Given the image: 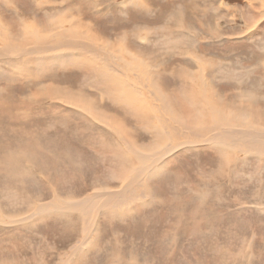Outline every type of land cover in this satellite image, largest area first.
Instances as JSON below:
<instances>
[{"label":"bare ground","instance_id":"obj_1","mask_svg":"<svg viewBox=\"0 0 264 264\" xmlns=\"http://www.w3.org/2000/svg\"><path fill=\"white\" fill-rule=\"evenodd\" d=\"M35 1L28 0L26 5H30L29 2L36 4ZM37 1L36 11H42L46 16L35 20V22L29 21L22 16L19 17L18 24L21 25L19 33L11 34L7 28L6 32L4 30L5 26L0 21V91L6 88L3 81L4 77H8L9 85L7 87L16 93H20L13 97L24 94L27 90L31 92L18 99H12L10 96L8 98H0V179L18 182L24 176L31 175V178H33V174L31 173L33 169L46 175V172L49 171L48 165L59 164L58 156L64 157L63 161L66 162L69 168L79 167L81 173L80 177H75L74 181L66 183L63 186L54 181V183H42L40 181L33 183V186H36L35 189L39 193L36 196V193L34 194V200L32 199L33 197L30 198L28 195L32 200L25 201L24 204H31L33 206L26 213H16L17 209L22 205L21 201L17 200V193L14 196L16 200L4 201L2 199L0 201V226H10L26 221L29 222V225L32 221L41 223V220L45 223L49 222V224L52 220V223L55 221L53 223L55 225H64L60 234L67 237L69 242H73L68 245L66 250L50 255L53 264H86L90 260L94 262L95 257L101 258L100 262L103 264H138L132 258H129L128 261V259H123L116 255L109 257L102 253L105 247L106 249L109 247L107 241L103 240L104 233L102 229L106 227H103L104 222L102 217L106 214H111L118 215L117 219L123 220L129 217L128 214L136 212L137 209L140 210L145 201H148V204H150L154 197L152 183L157 177H161L162 170H165L168 160L172 158L167 157L187 144L191 146L200 144L213 148L217 157L216 161H218L219 168L221 167L220 171L214 170L212 172L213 182L229 183L230 185L232 182L227 181V175L225 174L226 168L229 166L228 164L232 161L229 155H227L229 154L228 150L245 151L247 154L264 157V133L261 135V131L256 132L255 127L246 125V122L243 121L246 119L248 122L247 118L250 119L249 115H251H248L250 110H248V106L244 102L248 100V97L245 99L244 95L240 94L242 96L241 103H238L237 101L240 99H236V101L233 98L234 96L223 97L220 92H214L213 88H210V85L207 84L205 68H200L199 73L201 75L194 74V71H192L193 65L200 67L203 63L208 65L211 69L210 72H213L215 66L213 67L211 59L209 61L205 59V62H196L198 59L205 57L193 56L194 59L192 60L194 62L187 61V65L184 62L181 63V61L177 62L180 59H184L183 56L195 54L192 53L194 50L189 48L191 44L188 47L189 51H179V55L175 54L174 51L169 53L164 52V49L168 48L166 46L169 44L180 49V46L185 42H194V48L201 47L202 50L199 40H194L197 37L192 34L190 35L189 29L184 33H174L172 27H161L164 33L160 34L161 40L158 39L157 41H161L165 45V48L160 50L158 48L159 45L155 46V49L158 48L159 52L169 55H162L161 58L156 60L159 66L158 72L147 65L145 59L140 55L142 54L140 50L134 51L129 46L133 39L131 37L129 38V42H126V45L122 44L119 40L115 42H103V49L106 51L99 50V52L107 55L108 63H105V61L102 63L97 58L98 52L94 45H101L97 42L99 39L98 33L93 32L87 25L81 27L79 24L69 23L67 20V14L72 11L79 12V7L72 8L69 0H61L59 5H57V1L47 0L46 6L43 5L42 0ZM143 1V6L138 5V2L134 0L121 1L119 4L115 1L117 4L114 2L112 5L106 6L104 12L99 10L93 13L92 9L94 7L104 4L100 0H93V7L90 10L93 13V17L97 19L110 16L106 12L111 11V17L113 19L115 17L119 25L122 22L125 25L128 23V20L130 22L134 20L132 22L134 24L137 20L135 19L136 15L140 16L142 20L146 18L148 20L151 16L156 15L154 13L151 15L150 12H157V5L154 7L153 4H158L159 1ZM168 1L170 2V0ZM187 1L189 2L190 0ZM196 1H190V7L187 4L172 12L170 16H166L164 12H159L157 13V15L159 14L158 20L166 19L169 22L173 20L174 23L172 25L175 28H181L184 24L187 26L186 22L189 20L193 25L199 23V28L205 30L207 26L198 17V13L201 10ZM80 2L85 5L88 4L86 0H80ZM201 2L205 4L206 0H201ZM213 3L209 1V5L213 6ZM48 4L49 6H47ZM260 4V8L264 7V1H260ZM54 6H63L64 8L63 10H52ZM129 7L134 9L131 11L134 12V15L136 14L135 17L127 13V11H130ZM65 9L69 11L65 13ZM50 11L51 16L48 14ZM202 12H204L203 16L207 20L208 9L205 8ZM256 15L262 20L264 11L258 12ZM143 27V25L136 26L134 33H137L136 31L140 28L143 29ZM208 30H210L209 26ZM148 38L144 35L139 37L140 40H146V42L149 41ZM172 38H175V40L170 41ZM142 45L145 44H141L140 47ZM116 46H119L118 51L120 54L111 53L116 50ZM93 49L95 52H93ZM109 55L117 59L119 68H124L128 72L133 73L137 81L144 83L145 91L144 89H138L136 85H132L129 81L131 77L118 72L117 66L110 67ZM168 60L172 61V64L166 66L165 62ZM259 62H261V59ZM62 63L66 65L74 63L73 66L77 67L81 72L82 79L80 78L77 84L82 89L73 91L74 86L71 82L63 83L53 79L51 75H47L49 73L45 74L44 71L60 69L58 64L64 67ZM253 69H255L253 73L256 74L260 66H256ZM145 76L150 79L143 80ZM214 76L221 77L222 75L218 73ZM21 81L31 83H20ZM236 83L238 84V81ZM32 84L35 89L28 87ZM88 88L100 94V101L98 98L92 97V94L90 96L88 95L89 93L85 92ZM251 94L249 101L251 100L255 103L257 99L256 97L253 98L254 96L252 97ZM229 98H233L234 100H230ZM45 100L58 101L73 108L74 111L78 109L82 112L80 114H83L81 118L83 124L76 121L77 126H81L80 130L77 132H68L67 130V139H64V144H62L71 148L68 135L72 134L78 140L77 142L82 149L71 148V151L79 152L81 158L84 159V161H80L81 163L79 160H73L72 158L74 157H71L72 154L70 155L69 152V154L62 151L60 153L59 146H56L52 141L45 140L44 137L47 136L45 133L46 136L44 137L35 134V131L31 134L25 127L21 126L22 122L28 121L27 119L34 115H36L34 118L37 119V114L43 116L47 114V112L34 110L32 107H36V105L41 106L40 102L42 103ZM253 106L255 105L251 103L250 109L253 111V114L256 112L257 114H261L258 115L260 118L264 117V107L255 108ZM250 113L252 112L250 111ZM67 114L58 118H52L50 121L52 124L60 122L64 125V123H67L66 120L70 119V114ZM96 123L102 125L101 128L99 126L95 127ZM125 123L129 125V128L125 126ZM94 128L97 130L95 131ZM142 136H147L148 139L143 140ZM177 140H180L181 143L177 144ZM195 148L198 147L195 146ZM76 159L78 158L76 157ZM166 159L168 160L166 161ZM28 166H31V168ZM66 166L62 168H66ZM60 171L58 170L57 172ZM216 176H218L217 179H215ZM230 176L233 175L230 173ZM29 178L27 179L30 180ZM61 180H63L62 177ZM63 181L62 183H64ZM16 184L19 185L20 183ZM58 184L61 187L58 188ZM65 185H71L73 189L69 188L68 190L65 188ZM211 197L209 200L212 203L210 210L215 209L213 207L215 201ZM261 197L262 195H254V199L249 202L255 205L259 203L258 200ZM200 203L204 202L199 198H195V204ZM246 203L248 202L246 201ZM200 213H203V210L197 207L193 211L194 216ZM51 214L58 215L60 218L53 220L54 216ZM237 215L238 217L241 216L240 214ZM223 218H225L223 215H219L217 218L219 226H221ZM59 219L65 222H61ZM202 219L200 222L195 219L197 221L196 227L199 228L210 223ZM243 219L245 222L239 225V229L242 226V231H245V228L250 226L251 232L249 231V233L251 235L247 236V246L250 249L258 242L256 233H258V227L263 220L261 216L258 214L254 215L253 213L246 215ZM180 222H183V224H179ZM39 223H31L32 227H29L30 229L27 231L31 232L32 228ZM185 223L186 219H182V221L174 224L180 229ZM229 230L230 225L227 221L225 232H229ZM192 232L196 234L193 230ZM99 254H103V257ZM252 256L257 257L255 254ZM35 264H48V262L44 259L42 261H35Z\"/></svg>","mask_w":264,"mask_h":264},{"label":"rangeland","instance_id":"obj_2","mask_svg":"<svg viewBox=\"0 0 264 264\" xmlns=\"http://www.w3.org/2000/svg\"><path fill=\"white\" fill-rule=\"evenodd\" d=\"M53 1H57V5H59V3L61 2V0ZM100 1L104 2V4L94 7L92 9L93 13H96L99 10L104 12V8L107 4L112 5L115 1L119 4L121 1L124 2L126 0ZM134 1L138 2V5L143 6V0ZM152 1L154 2L156 0ZM158 1V4H153L154 7H156L157 5V12L151 11V15L153 13L157 15V13L159 12H164L166 16H170L172 12L177 11L187 4L190 7V1L192 0H190L189 2L187 0H170V2L168 0H166L165 2L164 0ZM209 1L212 3L215 1V3H213V6L209 5ZM260 1L264 0H206L205 4L201 2V0H197L196 4L201 10L198 13V17L200 18V20H203V24L207 26L205 30L199 28V23H195L193 25L189 22V20H187L186 22L188 27L184 24L181 28H175V26L172 25L174 23L173 20L170 21L171 23L166 19L158 20L159 14L157 16H151L148 20H146L147 18L142 20L140 19V16L135 14V19H137L136 24H132L134 20H132L131 22L130 20H128V23H126L125 25L123 22L121 23V25H119L116 22L117 20L115 19V17L114 19L111 17V11L106 12L108 15H110L106 18H94L92 15L93 13L90 10V8L93 7V0H86V2H88V6L81 3L80 0H69V3L72 4V8L79 7V12H69L67 14V20L69 23H77L81 27H85V25H87L93 30V32L98 33L99 39L97 42L101 44L99 46L102 49L98 46V44L94 45L98 52L97 58L102 63H104V61L105 63H108L107 55L99 52V50H105L103 49V42H115L119 40L122 44L126 45V42H129L130 37L133 39L130 42L129 46L134 51L140 50V53H142L140 55L143 59H145L147 65L149 67L151 66L154 71L157 72L159 70V66L157 65L156 60L161 58L162 55H169L164 52L169 53L171 51H174L175 54L179 55V51H189V48L197 51H192V53L195 54H188L186 56H183L184 59H180L177 61H181V63L184 62V64L186 65L187 61L194 62L192 60L194 59L193 56H200L201 58L205 57L203 59H198L196 62H205V59L206 61H209L211 59L213 67L215 66V70L213 72H210L211 69L208 67V65L203 63L200 67H195V65H193L192 71H194V74L201 75L199 73L200 68H205L206 79L208 82L207 84L210 85V88H213L212 90H214V92H220L222 95H219L223 97H227L229 95H231V97L234 96L233 98L235 100L240 99L238 101L236 100L238 103H241L242 96H240V94L244 95L245 99L248 97V100L244 102L247 104L248 110L252 112H248V115L251 114L249 115L251 121L249 118H247L248 122L246 121V119L243 121L246 122V125L255 127V129L257 130L256 132L261 131L262 135L264 133V117L260 118L258 115L261 114H257L256 112H254L253 114V111L250 109L251 103L255 105L253 106L255 108L264 107V17L261 18L262 20H260L256 15V13L258 14V12L264 11V7L260 8ZM35 2L37 4L38 1L36 0ZM42 2L43 5L46 6L47 0H42ZM27 3L28 0H0V21H2L3 25L5 26L4 30L6 32V28L10 31L11 34H17L20 32L21 28L19 27L21 25L18 24V22L19 17L21 16L33 22L46 16L44 12H40L38 10L36 11L35 3L31 2L32 6L30 2V5H26ZM47 6H49V4ZM63 8V6H54L52 10H63ZM205 8L208 9L207 20L206 17L203 16L204 12H202ZM129 10L130 11H127V13L130 16L134 15V12L131 11L134 9L132 7H129ZM64 11L66 13L69 10L65 9ZM48 14L49 16H51V11L48 12ZM135 15L133 17H135ZM261 21L262 23H260ZM142 23L144 26V30L140 28L136 31L137 33H134V28ZM163 23H165V25H163ZM253 25L255 26L252 27ZM162 26L167 28L172 27L174 33H184L189 29V31L191 32L190 35L192 34L193 36L197 37L194 40H199V43L202 46V50L201 47L194 48V42H185L186 44L183 43V45L180 46V49L171 46L172 44H169L168 46H166L168 48H165V45L161 41H157L158 39L161 40V37L159 36L160 34L164 33L163 30H161ZM208 26L210 30H208ZM198 28L199 30H197ZM156 33L158 38L156 36ZM142 35L149 37V41L146 42V40H140L139 37ZM172 40H175V38H172L170 41ZM141 44L145 45H142L140 47ZM155 46H159L158 48L160 50L165 48L164 52H159L160 50H158V48L155 49ZM118 48L119 46H116V50L111 53L120 54ZM93 52H95L94 49ZM109 56L110 67L117 66L116 68L117 70H119L118 72L124 75H129L131 77L129 81L132 85H136L138 89H144L145 91L144 83L137 81L133 73L128 72L124 68H119L117 59L113 58L111 55ZM260 59L261 62H259ZM165 63L166 66H169L170 64H172V61L168 60ZM62 64L64 65V67L58 64L60 69L48 70L47 72L44 71L45 74L49 73L47 75H51L53 79L59 80L63 83L71 82L74 86L73 91L82 89V87L77 84V82L80 81L82 74L77 69V67L73 66L74 63H69L68 65H66L65 63ZM256 66H260V69L255 74L253 73V70H255L253 68ZM218 73H221L222 76H214ZM147 79L149 80L150 78H148L147 76L143 78V80ZM236 81H238V84L236 83ZM20 83L30 84L31 82L21 81ZM3 84L6 88L0 91L1 99L3 97L8 98L9 96L12 99H18L19 97L22 98L31 93L29 92V90H24L26 91V93L13 97L20 93H16L9 89V87H7L9 85L8 77H4ZM33 86L34 85L32 84L28 87L33 88ZM33 89H35V87ZM85 92L89 93L88 95L90 96L92 94V97L98 98V100L100 101V94L98 92L94 91L93 89L90 90V88L86 89ZM250 93L253 94H251L252 97L254 96L253 98L256 97L257 101H255V103L251 100L249 101ZM233 98L229 99L234 100ZM45 101H43L42 103L40 102L41 106L36 105V107H32L34 110L37 109L41 112H47V114H44L45 116L37 114V119L34 118V116H36L34 115L31 118L27 119L28 121L22 122L23 124H21V126L25 127L31 134H33V132L35 131V134L42 137L47 135L48 137H44L45 140L52 141L56 146H59L60 153L64 152L67 154L69 152L70 155L72 154L71 157H74L72 158L73 160H79V162L81 160L84 161V159L81 158V155H79V152L71 151V148L77 150L78 148L82 149V147L77 142L78 140L75 139L72 134L68 135V140L70 142L71 148L62 145L64 144L63 141L67 139L66 134L69 131L77 132L80 130L81 126H77L76 121H79L77 123L81 122L83 124V121L81 119L83 114H80L82 112H80V110L78 109H75L74 111L73 108L66 106L65 104H62L58 101ZM230 103H232V101H230ZM67 113L70 114V119H67V123H64V125H62L60 122L52 124V122L50 121L52 118H58L63 115H68ZM257 117L259 121H257ZM122 125H124V123H122ZM98 126L99 128H101L102 125L96 123L95 127ZM125 126L129 128V125L127 123H125ZM94 129L95 131L97 130L96 128ZM67 130L68 132H66ZM142 137L143 140L148 139L147 136ZM51 138L52 140H50ZM179 143H181L180 140H177V144ZM195 146H197L198 148H195ZM182 147H180L176 152L174 151L167 157L172 158H170L169 160L166 159V161L168 160V163L165 170H162L161 177H157L156 180H154V182L152 183L154 197L150 204H148V201H145L140 210L137 209L136 212L128 214L129 217L123 220H118V215L106 214L102 217L105 225H103V227H106L105 229H102L104 233L103 240H106L109 246L107 247V249L105 247V250L102 253L109 257L112 255H116L123 259H128V261L129 258H132L137 261L138 264H264V157H257L249 153L247 154V152L241 150V152H238V150H228L229 154L227 155H229L230 160H232L230 162L231 164H228L230 167L227 166L225 171V174L227 175V181L232 182L229 185V183L213 182L214 179L212 172L214 170L220 171L221 168H219L218 161H216L217 157L213 148H211L210 146H202L200 144L192 146L187 144ZM61 157L58 156V162L59 164L61 163L60 165L56 163V165L54 164L52 166L48 165L49 167L47 166L49 171L46 172V175L49 179L46 175L36 171V169H33L32 171L29 169V171H31V173L33 174V178H31V175L27 177L24 176V178L21 177L19 179V181L22 179L20 182H14L13 180L5 181L3 179H0V201L2 199H4V201L16 200L14 199V196L17 193V200L21 201L22 205L17 209L16 213H26L33 205L24 204L25 201H29L32 199L34 200L37 193H39L38 191H36V186H33V183H38L39 181L42 183L55 182L60 183L61 186H63L64 184L71 183V181H74L76 178L80 177V168L77 166H75V168L73 167L74 169L69 168L66 162L63 161L64 157ZM76 157L78 159H76ZM64 164H66L67 166ZM63 165L66 166V168H62L64 167ZM28 167L31 168V166ZM232 168H234L235 170ZM53 169H55L54 172H56H53L52 174ZM58 170L61 171L57 172ZM74 171L76 172V174ZM230 173L233 176L229 177ZM28 177H30V180L27 179ZM61 177L64 181L61 180ZM217 178L218 176L215 177V179ZM62 181L64 183H62ZM16 183L20 184L18 185ZM57 186L58 188L61 187L59 184ZM70 186L71 185H65V188L68 190L69 188L73 189V187ZM206 194L207 196H205ZM28 195L30 196V198H33L30 199ZM254 195H262V197L258 200L259 203L255 205L249 202L254 199ZM204 196L207 197L206 200ZM210 196H212L211 198L215 201V203L213 204V207H215V209L212 210H210L212 204L209 201ZM5 197L7 198L5 199ZM195 198H199L204 203L195 204ZM246 201L248 203H246ZM196 207L203 210V213L194 216L193 211ZM252 213L254 215L258 214L259 216H261L263 221L258 227V233H256L258 242L253 248L249 249L247 246V240L249 235H251L249 233L250 226L248 228H245V231H242V226L239 229V225L245 222L243 218L246 215ZM237 214H240L241 216L238 217ZM219 215H223L225 217L222 220L221 226L218 225L217 218L219 217ZM52 216H54L53 220L60 218L55 214ZM182 219H186V223L179 229V227L174 223L182 221ZM195 219H197L198 222H200V220L202 219L205 222L210 223H207L206 225L198 228L196 227L197 221H195ZM51 221L50 224L49 222L45 223L43 220L40 221L41 223H39L38 221H32L31 223L33 224H39H36L32 228L31 232L27 231L32 227L31 223L28 225V221L12 224L10 226H0V264H35V261H42L44 259H46L48 264H53L50 259V255L56 252L59 253L62 250H66L68 245L72 244L73 241L69 242L67 237L60 234L64 225H55L53 224L55 221L53 223ZM60 221L65 222L63 220ZM227 221L230 225L229 232H225ZM179 224H183V222H180ZM195 228L202 230H194ZM192 230L196 234H193ZM103 254L99 255L103 257ZM253 254H255L257 257L252 256ZM100 259L101 258L99 257H95L94 262L93 260H90L86 264H103L100 262Z\"/></svg>","mask_w":264,"mask_h":264},{"label":"crops","instance_id":"obj_3","mask_svg":"<svg viewBox=\"0 0 264 264\" xmlns=\"http://www.w3.org/2000/svg\"><path fill=\"white\" fill-rule=\"evenodd\" d=\"M110 4H107L106 6H109ZM135 24H136V22H135ZM140 25H143V23L142 24H140Z\"/></svg>","mask_w":264,"mask_h":264}]
</instances>
